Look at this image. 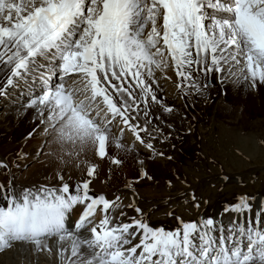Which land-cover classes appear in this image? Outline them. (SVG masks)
<instances>
[{"label": "snow or ice", "instance_id": "obj_1", "mask_svg": "<svg viewBox=\"0 0 264 264\" xmlns=\"http://www.w3.org/2000/svg\"><path fill=\"white\" fill-rule=\"evenodd\" d=\"M169 69L177 99H207L210 75L221 87L264 85V0H0V97L21 89L20 108L38 121L27 138L42 136L37 152L63 165L92 152L119 167L135 154L140 170L125 185L134 195L133 183L153 179L141 151L164 156L153 142L173 136L164 129L179 109L159 83ZM84 163L77 181L57 169L56 184L0 183V253L16 264H264V201L236 197L227 225L175 216L165 229L119 190L93 191L99 165ZM184 198L208 202L191 185Z\"/></svg>", "mask_w": 264, "mask_h": 264}, {"label": "bare ground", "instance_id": "obj_2", "mask_svg": "<svg viewBox=\"0 0 264 264\" xmlns=\"http://www.w3.org/2000/svg\"><path fill=\"white\" fill-rule=\"evenodd\" d=\"M167 74L172 79L164 80L161 78L159 80V83L163 86L164 90L168 93L169 98L178 106V108L176 107L177 109H179V112L177 115L179 117L181 116L180 118H182V116H183L184 119L181 120L180 118L174 116L172 118L173 128L172 129L165 128L164 131L165 132L171 131V132H173L174 136L178 132L179 133L184 132L185 136H184L183 142L182 141L180 142V140H179V143L177 142L176 138H174V137L170 138L169 141H167V142L154 141L153 143H154L156 149L159 151H162L163 147H169L168 148L169 150L163 151L165 154L163 157L153 155L152 158L149 159L148 158V156H149L148 151L142 150V152L140 154L144 155V157L143 158L139 157V158L147 160V161H145L147 166L144 167L147 171H149L150 167L154 166L155 164L156 165L158 164V166L160 165L161 168L167 170L168 166H170V164H168L169 162H172L173 164L180 163V160L183 158V155L186 153V151H195V150L199 149V147L202 145L201 144L202 142L200 140L201 139L200 133L204 134L202 127L206 126L208 128L207 133L209 134V131H210L209 127L211 126V124L213 122H216L215 118L218 117V115H215L216 109H219L221 111V112L219 111L220 117L222 116V117L228 118V120L225 121L224 124L220 125L217 128V130L219 129L218 131L221 133V135L226 140L229 138L231 140L232 139H234L235 141L237 140V142L242 141L243 143L246 144V141H248L249 138H257L256 134L248 132L249 131L248 126L250 125L249 124L250 121H247V120L242 121L243 120L242 119V113L240 112V110L243 107H239L238 110L235 109L236 112H234V109H232L230 106L231 104H226V103L221 104V101L223 100V97L221 95H223V93L227 92L229 99H230V97L231 98L237 97L236 99L238 102L244 101V102H249V103H251V102L256 103V102L260 101L261 99L264 100V85H258L255 89H252V88L247 87L243 82L234 83L232 81H229L227 84H225L223 87H221L217 83V81L210 75L208 77V81H207L209 83V91L206 93L207 99H205V97L196 96V95H193L191 97H187L189 99H187V98L177 99L178 92L175 89V86L173 83V81L176 79V77L174 75V71L172 69H169ZM156 75L159 77V72H157ZM0 80H2V77H0ZM211 85H212V87H211ZM10 91L12 92L11 96L0 97V99H1V101H0V141H3V142H0V159L7 160L9 162V168H10V171H6L5 169L0 168V183L6 182L9 179H13V182L18 184V185H20V184H22V185L56 184L55 178L52 179V178H50L49 175L54 177L55 171L60 168L61 164L59 163V161L55 162L54 159H52L53 157L48 156L47 158H45L46 161L43 163L44 165L41 167V169L44 170V173H39L37 176L32 175L29 177H26V176L19 177V173L16 170V168L14 167V164L17 161L20 163H24L25 156H23V158L18 160L16 158L17 153L12 151V148L16 151L18 150L16 147L15 141L13 140L14 141L13 145H10L8 142L12 141L11 138L13 136H16L17 134H20V135L23 134V132L25 131V128H26V124H27L26 119L27 118H28V120H30V121H28V123L34 124V126L36 125V123L38 121L34 118V113L32 112V110L29 109L28 111H24L23 109L20 108V103L22 102V99L19 97V93H20L21 89H19V88L15 89V90L10 89ZM211 96L212 97L216 96L215 99H217V101H215L214 105L211 106L210 112H207V109H209V107H210L209 103L211 101H214ZM208 99H209V101H205ZM175 101H177V102H175ZM223 104H225V105H223ZM191 106H194L196 108V110L192 113L190 112V108H192ZM217 112H218V110H217ZM243 123H245V125ZM241 124H243V125H241ZM247 124H248V126H247ZM255 126H257V125H255ZM258 131L261 132V135H264V126L262 125L260 120L258 121V127H255V132L258 133ZM165 134H167V133H165ZM129 139H131V137H129ZM254 143H256V146H257L254 149V151L255 150L258 152L261 151V149L259 148L260 144L257 143L256 140H254L253 144ZM17 144H19V142ZM231 144H232V142H231ZM173 145H174V147H173ZM29 146H30V144L28 145V147ZM160 146H162V147H160ZM51 149L52 148L49 147L48 150H51ZM111 149H113L115 151L114 148H111ZM111 149H110V151H112ZM25 150L26 149H24V151ZM18 151L23 153V150H18ZM239 153H242V152H239ZM250 153L249 154L247 153V155L250 157L249 158L247 156L250 159L249 163H247V164L243 163V161H240V159H239V161L241 163H243V165L244 164L249 165V167H250L249 169H254V168L257 169V167L253 166L254 156L252 155V153L251 154ZM23 154H26V152H24ZM33 155H34V153L32 154V156ZM86 155L89 158L94 156V154L92 152H88V153H86ZM132 155L135 157L136 162H134V159H131L130 155L124 156V163L121 165V167H119L116 170V172L113 173V175L109 176V179H106L105 177H103L101 175V173L98 171L99 170L98 169L97 170L98 175L92 181L93 186L96 187L95 190L99 193H104V192H107L106 191L107 186L110 187V186H112L111 184H113V183L116 185V184H119L120 182H122L124 180L125 181L129 180L130 177H134L136 175L135 173H133L134 168L137 167L138 170H140V165L138 163V160H137L135 154H132ZM145 155H147V156H145ZM26 156H27L26 158H29V155H26ZM168 156H171L172 159L169 160L167 158ZM31 157H30V159H31ZM245 157H246V155H245ZM181 161H183V160H181ZM75 162L76 161H74L73 164H75ZM40 164L42 165V162ZM61 168H62V166H61ZM86 168H87V165L83 166V164H82L81 166L77 167L74 170V172L65 173V179L68 178V175H71V177L74 181L82 179L83 176L86 174ZM239 168H243V166H241V167L239 166ZM113 169L115 170V168H113ZM124 169H125V171H124ZM221 169H222L221 172H219V170L216 171L215 173L209 171L208 172L209 174L212 173V174H216L218 176L217 177H215V176L211 177L210 180L207 182H201L196 187H194V189H196L198 192V190L201 189L202 187L210 186V187L218 188V189H216V191L221 189V188H226L230 194L231 193H234V194L236 193V194L234 196H232L231 198H229L230 195L228 197H218V196L211 197V195H213V192L215 191V189L211 190L210 188H208V189H206V191H204V194H202L203 191L200 190L197 194L200 193L201 196H203L204 198L207 199V201H208L209 197H211V201L205 203V205H201V203H200L199 209L192 207L190 202H188V203L185 202L184 192L178 193V194H176L178 191L173 193V194L167 193L168 197H166L164 200L161 199V202L147 203L144 205V207H142V204L140 201V199L142 197H138L137 194L134 195L133 193H130L127 191H125V192L119 191V195L123 199L125 205L135 201L136 206H139L143 210L144 218L147 219L150 224L156 225V226H163V227H165V229H174L178 226L179 222L174 218L175 216H180L181 219L186 220V221L196 219L197 217H217L218 220L223 219L224 224L227 225L229 222L230 216L232 214L223 212L224 207L227 204L234 202L236 197H238L240 195L248 194L250 197H253L252 203H253V207L255 208V205L257 203L264 201V188H261V187L256 188L259 186V183H256V182L244 183L242 186L232 185L229 187V184L231 182H237V181L244 180V177H245L244 175H247L245 178L251 180L250 179L251 177H253V176L255 177L258 174L257 173L247 174V172H242V171H244V169H243V170H240L237 172L240 174L243 173V175H240V174H235V172L233 170L228 171V169H224L223 167ZM260 169H261V167H260ZM120 171L123 172V175L125 174L124 177H121L122 175H121ZM151 171H149L148 174L153 177L152 180L158 182V185L161 184L163 187L168 185L166 183V181L171 179V178L165 179L164 176H161L160 179H156L153 176V174L150 173ZM245 171H247V170H245ZM224 175H226L228 177L227 181H224L221 179V177ZM44 176H48V177H44ZM258 178H259V182H260L261 177L259 176ZM141 181L145 182L146 179L141 180ZM147 181H149V180H147ZM173 183L174 182H172V188L171 189H169V190L165 189L166 192L174 191L179 186V185L173 184ZM249 184H250V187L248 186ZM125 189H126V187H124L122 190H125ZM92 190H93V188H92ZM183 190H185V189L183 188ZM240 190L244 191L245 193L241 194V192H240V194H238V192ZM109 191L110 192H107V193H113V192H116L117 190L115 188L112 191L111 190H109ZM201 191H202V193H201ZM151 193H152V195H154V194L158 195V194H156L157 192H151ZM222 194H223V192H222ZM202 202H203V200H202ZM3 203H4V201L0 200V205H2ZM205 206H206V208L203 209V207H205ZM163 209L166 210V213L161 211ZM124 211L126 212L128 217H133V216L137 215L133 211V209H130L127 207L124 209ZM168 212H172V213H174V215L169 216V215H167ZM184 214H186L187 217L184 216ZM40 259L42 262H46L47 257H46V255L42 254ZM0 260H2L4 262V264H16L17 254L14 252H11V251H9L6 254L0 253Z\"/></svg>", "mask_w": 264, "mask_h": 264}, {"label": "rangeland", "instance_id": "obj_3", "mask_svg": "<svg viewBox=\"0 0 264 264\" xmlns=\"http://www.w3.org/2000/svg\"><path fill=\"white\" fill-rule=\"evenodd\" d=\"M211 87H212V85H211ZM221 96L223 97L221 104L222 103L231 104L230 106L232 109H234V112H236V110H238L239 107H243L240 110V112L242 113V119H243L242 121H244V120L250 121V123H249L250 125L248 126V124H247V126L249 127L248 132L256 134L257 138H249L248 141H246V144L243 143L242 141L237 142V140L235 141L234 139L231 140L228 138L226 140L221 135V133L218 131L219 129L217 130V128L220 125L224 124V122L227 121L228 118L222 117V116L220 117L219 115H220L221 111L219 109H216L215 115H218V117L215 118L216 122H213L211 124V126L209 127V129H210L209 134L207 133L208 128L206 126L202 127L204 134L200 133V135H201L200 140L202 142L201 143L202 145L199 147V149H197L195 151H186V153L184 152L185 154L184 153L183 154L185 156L182 154L183 158L181 159L183 161L180 160V163H176V164L169 162L168 164H170V166H168L167 170L161 168L160 165L158 166V164L157 165L155 164L154 166L150 167L149 171H151V170L153 171V172L151 171L150 173H152L156 179H160L161 176H164L165 179H167V178H171V180L173 179L174 180V181L172 180V182H174L173 184L179 185L174 191L166 192L165 189H167V190L171 189L172 185H171V187H169L168 185L163 187L161 184L158 185V182H156L154 180H149V181L146 180L145 182L140 180L138 183H133V188L135 189V194H137L138 197H142L140 199L142 207H144V205L147 203L161 202V199L164 200L166 197H168L167 193L173 194L177 191L178 192L176 194L183 193V192H185L188 185H192V187L194 188L198 184H200L201 182H207L210 180L211 177H214V176L217 177L218 176V175L212 174V173L209 174L208 172L211 171V172L215 173L218 170H219V172H221L222 167L224 169H228V171L233 170L235 172V174H240L237 172L240 170H243V169H244V171H242V172H247V174H250V173H257L258 174L255 177L254 176L251 177L250 178L251 180L245 178L247 175H244L245 176L244 180L237 181V182H231L229 184V187L232 185L242 186L244 183L256 182V183H259V186L256 188H260V187L264 188V135H261V132H259V131H258V133L255 132V127H258V121L259 120L262 123V125L264 126V100L261 99L260 101H258L256 103L255 102L249 103V102H244V101L238 102L236 99L237 97H235V98L230 97V99H229L227 92L223 93V95H221ZM215 98H216V96L212 97V99L214 101H211L209 103L210 107H209V109H207V112H210L211 106H213L215 101H217V99H215ZM187 99H189V98H187ZM0 101H1V99H0ZM205 101H209V99L205 100ZM175 102H177V101H175ZM223 105H225V104H223ZM176 107L178 108L177 105H176ZM191 107L192 108H190V112L192 113L196 110V108L194 106H191ZM217 110H218V112H217ZM175 117L180 118L181 116L179 117L178 115H175ZM180 119L183 120L184 117L182 116V118H180ZM26 121H27V124H26V128H25V131L23 132V134H21V135L17 134L16 136H13L11 138L12 141L8 142L10 145H13L14 141H15L17 149L23 150V153L26 152V155H29V158H26L27 156L24 155L25 156L24 163H20L17 161L14 164V167L16 168V170L19 173V177H22V176L29 177L32 175L37 176L39 173H44V170H42L41 167L44 165L43 163L46 161L45 158L48 157L47 155H40L36 151L40 147L42 136H38V135L34 134V136L32 138H27V134L29 131H31L33 129L34 124H29L28 121H30V120H28V118L26 119ZM243 124L245 125V123H243ZM243 124H241V125H243ZM255 125H257V126H255ZM167 132L168 131H166L165 133H167ZM126 135H127V133H126ZM184 136H185L184 132H181V133L178 132L175 136L173 134V136L170 138H173V137L176 138L177 142L179 143V140H180V142L181 141L183 142ZM254 140H256V142L260 144L259 148L261 149V151H259V152L256 150L254 151V149L257 147L256 143H254L255 145L253 144ZM0 142H3V141H0ZM18 142H19V144H17ZM231 142L233 145L231 144ZM29 144H30V146L28 147ZM50 147L52 148L51 150L56 148L55 145H50ZM160 147H162V146H160ZM168 148L169 147H163L162 151L169 150ZM24 149H26V150L24 151ZM48 149L49 148H46L44 151L45 152L50 151ZM111 150H112L111 152H115L113 149H111ZM12 151L17 153V151L14 150L13 148H12ZM239 152H242V153H239ZM250 152L254 156L253 166L257 167V169L256 168L249 169L250 168L249 165H245V164L243 165V163H246V164L249 163L250 157L247 155V153L249 154ZM33 153H34V155L32 156ZM245 155H246V157H245ZM145 156H147V155H145ZM30 157H31V159H30ZM130 157H131V159H134V162H136V159L133 155H130ZM140 157L143 158L144 155L140 154ZM160 157H163V156H160ZM97 158L98 157H96L95 155L93 157L89 158L85 154L82 156L79 166H81L82 164H83V166L87 165L86 163H84V161H87L88 163H92V164H98L99 167L97 168V170L99 169L98 171L106 179H109V176L113 175V173L116 172V170L119 167H121V166L117 167L116 165H111L107 158H105L103 160H100L99 158L98 159ZM52 159H54V158H52ZM123 159H124V157H123ZM239 159H240V161H243V163H241L239 161ZM2 160H4V159H2ZM54 161L57 162L55 159H54ZM145 161H147V160H144V163H145ZM41 162H42V165L40 164ZM73 162L74 161H72L71 165L61 164L62 168L60 166L59 169H62L64 174L67 172L72 173L77 168L76 162H75V164H73ZM17 165H19V167H17ZM146 166H147V164L145 163L144 167H146ZM239 166L240 167L243 166V168H239ZM260 167H261V169H260ZM113 168H115V170ZM109 169H111V171H109ZM245 170H247V171H245ZM124 171H125V169H124ZM138 171H139L138 168L135 167L133 173H135L137 175ZM149 171H148V173H149ZM120 173L122 175L121 177L125 176V174L123 175V172L120 171ZM136 175L134 177H130L129 180H127V181L124 180V181H122L116 185L114 183L113 184L110 183L112 186H110V187L107 186L106 191L110 192L109 190L112 191L113 189L116 188V190H119V191H124V192L127 191L130 193H133V192L129 191L127 188L125 190H122V189L125 187L126 184L132 183L134 181ZM240 175H243V173ZM49 176L52 179L54 178L51 175H49ZM176 176H179L180 179L179 180L176 179ZM259 176L261 177L260 182H259V178H258ZM44 177H48V176H44ZM185 177L187 178V184L181 182L182 180H184ZM248 186L250 187V184ZM91 187L93 188V190L95 192H97L95 190L96 187L93 186V183L91 184ZM183 188L185 190H183ZM208 188H210L211 190L215 189V191L213 192V195H211V197H215V196L228 197L230 195L229 198H231L232 196H234L236 194V193L230 194L226 188H221V189L216 191V189H218V188H214V187H210V186H204L201 189H199L198 192L200 190H202L203 193H202V191H201V193L204 194V191H206V189H208ZM221 191L223 192V194ZM107 192H104V193H107ZM151 192H157L156 194H158V195H155V194L152 195ZM240 192H241V194L245 193L244 191L240 190L238 192V194H240ZM198 195L201 196L200 193ZM211 197H209L208 202L211 201ZM200 203H201V205H205V203H203L202 200ZM206 206L203 207V209H205ZM161 211L166 213L165 209H163ZM184 216L187 217L186 214H184Z\"/></svg>", "mask_w": 264, "mask_h": 264}]
</instances>
